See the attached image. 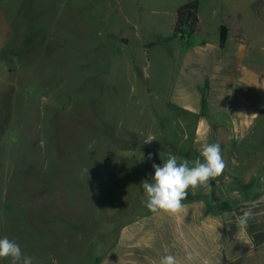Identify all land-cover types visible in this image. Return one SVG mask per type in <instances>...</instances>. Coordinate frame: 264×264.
I'll return each instance as SVG.
<instances>
[{"label": "rangeland", "instance_id": "obj_1", "mask_svg": "<svg viewBox=\"0 0 264 264\" xmlns=\"http://www.w3.org/2000/svg\"><path fill=\"white\" fill-rule=\"evenodd\" d=\"M192 2L198 31L172 38ZM219 24L246 36L264 75V0H0V238L34 264H94L110 250L120 225L148 211L152 165L213 142L181 138L174 80ZM250 256L235 264H264V245Z\"/></svg>", "mask_w": 264, "mask_h": 264}, {"label": "crops", "instance_id": "obj_2", "mask_svg": "<svg viewBox=\"0 0 264 264\" xmlns=\"http://www.w3.org/2000/svg\"><path fill=\"white\" fill-rule=\"evenodd\" d=\"M226 28L222 48L218 36L182 55L174 80L181 138L225 140L219 145L226 177L211 182L216 193L185 200L178 215L148 210L121 224L114 246L94 264H158L167 254L179 264H235L264 245V154L255 147L262 137L264 75L251 67L246 36ZM245 210L253 218L239 231ZM188 251L197 254L193 262L185 260Z\"/></svg>", "mask_w": 264, "mask_h": 264}, {"label": "clouds", "instance_id": "obj_3", "mask_svg": "<svg viewBox=\"0 0 264 264\" xmlns=\"http://www.w3.org/2000/svg\"><path fill=\"white\" fill-rule=\"evenodd\" d=\"M242 114V113H241ZM256 114H253L254 116ZM153 138H147L151 143ZM91 149V145H89ZM151 159V154H149ZM154 175L151 181L144 180L141 184L145 200L144 206L152 213H167L178 215L184 208V201L189 191L195 194L198 188L210 189V181L217 180L226 168L221 147L218 143H203L199 157L189 160L168 153L162 164H153ZM88 173V169H85ZM253 218L251 210H245L239 217L237 227L244 230ZM197 254L186 252L185 260L193 262ZM0 259H8L10 264H34V258L25 255L19 244L7 237L0 238ZM158 264H179L176 256L167 254L161 256Z\"/></svg>", "mask_w": 264, "mask_h": 264}, {"label": "trees", "instance_id": "obj_4", "mask_svg": "<svg viewBox=\"0 0 264 264\" xmlns=\"http://www.w3.org/2000/svg\"><path fill=\"white\" fill-rule=\"evenodd\" d=\"M196 2L184 4L177 9L173 26L172 38H190L198 31L199 19L197 17ZM227 28L221 25L219 28V44L222 48L226 42Z\"/></svg>", "mask_w": 264, "mask_h": 264}]
</instances>
